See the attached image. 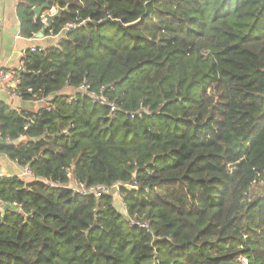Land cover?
<instances>
[{
    "label": "trees",
    "instance_id": "1",
    "mask_svg": "<svg viewBox=\"0 0 264 264\" xmlns=\"http://www.w3.org/2000/svg\"><path fill=\"white\" fill-rule=\"evenodd\" d=\"M46 2L16 90L44 104L0 100L29 171L0 177V264H264V0H20L22 36Z\"/></svg>",
    "mask_w": 264,
    "mask_h": 264
},
{
    "label": "crops",
    "instance_id": "2",
    "mask_svg": "<svg viewBox=\"0 0 264 264\" xmlns=\"http://www.w3.org/2000/svg\"><path fill=\"white\" fill-rule=\"evenodd\" d=\"M19 2L20 0H0V17L2 18L0 30V70L18 69L23 63L22 57L27 49L32 46L46 45L57 41V38L53 35H45L42 38L35 35L26 38L20 34L21 23L17 13ZM56 8L52 7L50 11H55ZM0 100L5 101L15 109L37 110L44 104L43 101L22 100L7 85L0 88ZM0 171L7 175H19L24 169L6 155L0 154ZM21 177L24 178V176ZM25 177H29V175Z\"/></svg>",
    "mask_w": 264,
    "mask_h": 264
},
{
    "label": "built area",
    "instance_id": "3",
    "mask_svg": "<svg viewBox=\"0 0 264 264\" xmlns=\"http://www.w3.org/2000/svg\"><path fill=\"white\" fill-rule=\"evenodd\" d=\"M1 27H2V18L0 17V30H1ZM44 46L45 45L32 46L31 50L36 51L39 47H41V49H43ZM23 64L24 63H22V65L18 69H14V70L1 69L0 70V88L4 85H7L11 88L12 92L15 95H18L16 90H17L19 84L21 83V78L19 76L18 71H20L23 68ZM80 91L86 93L87 88L85 86H82V87H80ZM91 96L95 97V95H91ZM95 98L100 100L101 102H104L102 98H99V97H95ZM72 100H73V98H72ZM28 175H29L28 169L24 168V171L21 174H19L18 176H24L25 177ZM6 176H13V175H7V174L3 173L2 171H0V177H6ZM261 183H262V185H264V180H262ZM74 190L78 191L79 193H81L83 195L91 192L97 196H100L102 194L109 193L111 189L106 188V187H100V188L94 189L92 187H89V188L85 187L84 185L81 184V185L75 186ZM124 207H125V205H124ZM1 210H2V204L0 203V211ZM136 225L139 227L145 228V229L149 228L147 223L138 222V223H136Z\"/></svg>",
    "mask_w": 264,
    "mask_h": 264
},
{
    "label": "water",
    "instance_id": "4",
    "mask_svg": "<svg viewBox=\"0 0 264 264\" xmlns=\"http://www.w3.org/2000/svg\"><path fill=\"white\" fill-rule=\"evenodd\" d=\"M33 12L35 14V19H41V21L44 24V29L36 34L37 37H44L46 28L53 24V22L58 19L65 11L66 8L57 7L55 11H50V4L49 2H46L42 6H35L33 7ZM49 10V11H47ZM2 143H6V141L1 140ZM8 206V205H7ZM6 206V207H7Z\"/></svg>",
    "mask_w": 264,
    "mask_h": 264
},
{
    "label": "rangeland",
    "instance_id": "5",
    "mask_svg": "<svg viewBox=\"0 0 264 264\" xmlns=\"http://www.w3.org/2000/svg\"><path fill=\"white\" fill-rule=\"evenodd\" d=\"M70 91H71L70 93L75 94V91H74L73 89L70 90ZM118 191H119V187H118V186H115V187L111 188L109 194H111V195L113 196V198H114V200H115V203H116L118 209H119L122 213H124V209H123V206H122V201H121V199H120V196H119Z\"/></svg>",
    "mask_w": 264,
    "mask_h": 264
}]
</instances>
